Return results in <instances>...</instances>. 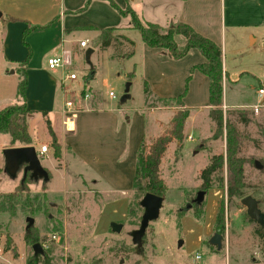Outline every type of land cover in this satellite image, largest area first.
Instances as JSON below:
<instances>
[{
  "label": "rangeland",
  "instance_id": "rangeland-1",
  "mask_svg": "<svg viewBox=\"0 0 264 264\" xmlns=\"http://www.w3.org/2000/svg\"><path fill=\"white\" fill-rule=\"evenodd\" d=\"M21 1L0 0V12L10 6L11 10L18 14L15 7L24 8L22 4H17ZM132 8L143 21L150 22L155 19L152 14L155 8L153 0H134ZM162 8L163 5L160 6V9ZM3 31L4 24L0 21V51ZM125 31H129L127 37L134 42L133 54L126 58L121 56L128 53V48H119V52L112 48L99 51L101 48L98 38L94 37L95 33L79 31L77 39H88L87 47L78 54L79 65L77 62L75 67L65 69V72L73 71L77 76V80L66 81L65 88L69 86L73 90L67 93L69 100L75 101L78 97L83 101L78 93L80 86L77 88L72 86L74 83L75 86L79 83L82 85L83 80L93 76L90 86L87 83L82 85L81 92L87 93L89 99L92 98L95 108L100 106L106 111L113 109L121 118L132 117L135 114L143 115L146 120V139L142 146L143 153L147 155L156 139L166 133L171 121L168 118L179 108L172 99L181 95L187 84L182 100L188 107L200 108L193 113L189 111L187 118L188 122H191L194 114V119L199 121V133L192 134L193 140L184 136L182 145L172 140L160 157L157 173L165 190L158 218L148 224L141 249L138 251L131 243L129 233L139 225L143 209L135 206V203L142 198L143 192L133 191L132 183L130 189L124 185L121 190L112 193L107 191L108 186L102 181L97 195L90 192L91 184L87 183L82 191L68 195L65 199L63 187L65 181L62 175H53L48 185H46L48 182L41 185L42 179L36 178L28 185L27 192L15 193L11 199L13 206L11 216L8 212H0V264H28L34 255L33 245L24 239V234L28 230L27 218L32 219L29 228L34 229L39 237L36 244L40 246L43 254L39 264H43L44 259L48 264H225L226 261L229 264H264V246L258 237V233L264 232V222L261 226L248 218L246 208L240 203L242 198H227L225 167L220 170L214 166L212 168L213 159L225 155V132L215 139L212 138L214 125L208 117L207 109H202L208 104L207 86L204 89L202 82L195 79L197 71H194L187 81L193 65L187 66L185 74L182 69L173 71L166 66L165 60L152 58L149 47L141 41L136 30ZM117 42L121 40L118 39ZM88 49H91L93 54L87 59ZM263 51L260 42L237 52H232L229 46L223 51L228 77L232 81L237 80L233 84L228 81L223 86L225 103L228 106L239 107L227 109L223 104L221 106L224 119L233 124L241 135L238 157L244 161V197L254 198L262 214H264V108L256 114L252 108L245 107L256 105L259 102L257 90L264 88ZM115 55L118 60L113 61L109 58ZM47 57L48 55L45 59ZM189 60L191 59H188V63ZM0 69L8 76L15 68H9L3 62ZM244 70H251L255 76L240 75ZM144 81L150 88L153 86L155 92L151 89L153 94L161 93L174 97L163 100L151 97L150 94L145 96ZM126 84H130L128 91L130 98L121 102ZM109 92L113 93L114 98L108 96ZM9 103L11 105L15 102L11 99ZM232 110L245 112V119L243 120L237 113L230 114ZM151 114L161 118L159 120L161 126L159 125L156 131L151 123L153 119ZM28 117L29 115L27 119ZM39 120L38 116L31 119L29 123L31 133L39 132ZM189 125L190 123L187 131ZM8 142L7 135H0V158L3 157L2 152L5 150L3 147H7ZM38 160L40 165L48 163L45 158L39 157ZM255 161L258 162L259 168L255 167ZM22 174V164L14 175L8 173L5 164L1 168L0 205L7 204V196L13 192L17 182H21ZM26 176L29 178L30 173ZM202 185L207 188L202 203L198 205L199 208L196 210L191 207L185 211L184 206L191 203ZM46 186L49 188V197L44 194L45 203L41 205L42 209L38 210L37 204L43 203L41 201L43 193L39 192ZM79 186L77 182L76 188ZM116 201L117 207L114 208L113 202ZM127 203L131 208L130 215L126 214L124 219L116 222L111 220L112 217L120 218ZM114 209L120 214L113 215ZM220 210L223 228L216 230L215 217ZM112 223L122 225L120 232L111 230ZM215 234L221 237L220 249L209 244V240ZM53 235L56 236V241H51ZM196 253L200 255L198 261L194 260Z\"/></svg>",
  "mask_w": 264,
  "mask_h": 264
},
{
  "label": "crops",
  "instance_id": "crops-1",
  "mask_svg": "<svg viewBox=\"0 0 264 264\" xmlns=\"http://www.w3.org/2000/svg\"><path fill=\"white\" fill-rule=\"evenodd\" d=\"M86 1L22 0L17 4H22L24 8L15 7L19 12L18 14L14 13L9 6L5 10L3 9L2 17L0 18V21H3L4 24V31L1 37L0 64L4 62L9 68H15L17 63L22 62L27 57L28 48L22 44V38L24 31L29 30V33L25 37V41L31 51V57L25 70V104L27 110L32 112L28 119H26L28 133L32 140L30 146L35 148L38 158H45L48 161L47 164L41 165L42 168H45V171L47 170V175H49L46 185L50 183L53 175H62L65 181L63 185L65 199L68 198V195L77 194L78 191H82V188L87 183L91 184L90 192L95 195L99 193L98 187L102 181L108 186L107 191L112 193L118 192L124 185H127L130 189L137 162V153L140 145L146 139V120L143 115L135 114L132 117L125 116L121 118L113 109L106 111L100 106H96L95 108L94 102L91 100L92 98L80 101L76 97L74 106L78 109V112L76 113L74 123L68 125L67 128L63 125L64 116L62 111L64 102L69 100L67 93L73 91L69 86L65 88V82L74 80L67 78L70 72L67 73L65 70L48 66L47 59L58 56L61 49H65L71 54L72 67H75L78 62V54L84 49L79 46V42L88 41L86 38L77 39L79 31L95 33L94 37H98L99 30L116 28L118 29L116 34L128 38V30H130L129 18L120 16L111 7L109 0H89L88 7L83 11H79ZM111 1L121 9L126 7L125 0ZM153 1H155V8L152 10V14L155 19L153 21L150 20V23H155L161 28H166L169 24L175 22L187 24L196 33L210 39L220 47L224 71L222 89L228 81L232 84L237 81H232L228 77L224 64L223 51L228 46L232 52H237V50L246 49L260 42L261 47L264 49V0ZM128 2L132 8L134 0H128ZM161 5H163L162 9H160ZM8 18H15L17 20L10 21ZM78 27H90L93 29H90L91 31L75 30ZM124 45L125 42H123ZM149 49L152 53V58L165 60V64L169 69L173 71L182 69L183 74H185L188 65H196L205 61L195 49L188 51L180 60L172 59L164 49ZM91 54H93V51ZM46 55L48 57L45 59ZM109 58L113 61L117 59L114 57ZM188 59H191L189 63ZM77 64L79 65V62ZM3 72V69H0V110L8 106L11 99L15 102V90L18 81V74L14 70L9 73L12 78L9 75H4ZM199 73L197 71L195 79L202 82L204 89L207 86L208 92V79L201 73L199 75ZM241 74L255 76V73L251 70H244ZM92 79L93 76L83 80L82 85L84 86L87 83L90 86L89 83ZM8 85L11 87L9 88ZM82 85L79 83L75 86L74 83L72 87L77 88L80 86L78 93H81ZM148 87L151 97L163 100L174 97H168L161 93H156L155 95L153 94V86L151 88L150 86ZM89 88L90 90L92 89L91 87ZM225 100L226 97L222 91V104L224 108L232 109L239 107L228 106ZM183 105L189 109L190 113L200 109L195 106L188 107L184 103ZM253 106L255 105H248L245 108H252ZM202 109H207L208 112V104ZM151 115L153 117L151 123L156 131L161 123L159 121L161 118L153 114ZM35 116L40 117L38 123L40 125L39 132L35 131L31 133L29 123ZM193 116L194 114L192 115L191 122L186 120L183 130L184 136L191 137L190 140L194 138L193 133L196 135L199 133V121L195 120ZM171 118L172 115L168 118L169 121ZM188 123L190 125L187 131ZM47 124L59 147L58 157L54 155ZM155 135L158 136L159 134L155 133ZM155 135L153 134L152 137L154 138ZM8 143L9 145L3 147L4 149L24 147L20 144L11 145L10 139ZM42 145L47 146L44 154L39 153L40 146ZM4 164L5 161L2 157L0 158V170L4 167ZM24 177L23 173L21 178ZM77 182L80 186L76 188ZM42 183L43 180L41 185ZM18 184L19 181L15 185L13 192H15ZM73 184L75 186H72ZM41 190H43L42 187ZM48 191L49 188L46 186L39 193H43L47 197ZM117 203V201L113 202L114 208L117 207ZM127 206L128 203L124 205L120 218L112 217L111 220L116 222V220L124 219L127 214ZM118 213L119 211L117 212L114 209L112 214L117 216Z\"/></svg>",
  "mask_w": 264,
  "mask_h": 264
},
{
  "label": "trees",
  "instance_id": "trees-1",
  "mask_svg": "<svg viewBox=\"0 0 264 264\" xmlns=\"http://www.w3.org/2000/svg\"><path fill=\"white\" fill-rule=\"evenodd\" d=\"M126 1V7L121 9L113 1L109 0L111 7L122 17L129 18L130 29L136 30L141 41L151 49H164L168 55L174 60L182 59L188 51L191 49L197 50L204 58V62L193 65L189 70L187 81L191 78L194 71L200 72L208 79V117L214 125V132L212 138H217L225 132V155L218 156L212 161V168L216 167L218 170L225 167L226 170V196L227 198H243V159L238 157L241 135L238 130L228 120L224 119L222 106V81L224 78V71L222 67V51L210 39L196 33L189 25L175 22L169 24L165 29H162L155 23L143 21L140 16L130 7L128 0ZM89 5V0L86 1L84 6L79 10H85ZM10 21H16L15 18H8ZM90 27H78L75 30H90ZM118 29L105 28L99 30L98 40L100 50L112 48L115 52H119V48L129 49L127 54H123L121 57H130L133 54L134 42L126 38L123 35L116 34ZM29 33V30H25L23 33L22 44L28 48V54L25 60L16 64L15 72L18 74V81L15 90V103L8 105L0 110V135H7L10 139V144L16 143L23 146H30L32 144L31 137L28 133L26 119L32 112L27 110L25 104V90H26V74L25 70L28 66L29 59L31 57V51L25 41V37ZM115 35V36H114ZM118 39L121 42H117ZM125 45L123 46V43ZM117 44V46H116ZM116 57V55L114 56ZM186 86L184 92L177 98L172 99L176 101L178 109L173 114L169 127L165 134L159 136L150 148V152L145 155L143 153V146L137 153V162L134 171V177L132 181V190L142 191L145 193H152L158 196H162L165 188L162 180L158 177L157 164L161 155L165 151L167 145L172 140L178 145H182L184 142V126L187 118L189 117V109L185 108L182 103V98L186 92ZM143 93L145 96L150 94V89L147 83L143 82ZM237 113L243 120L245 119V112L239 110H232L230 114ZM47 130L51 138V146L54 149L55 157L59 156V147L56 144L55 137L47 124ZM214 166V167H213ZM49 178V175H48ZM32 178L25 176L21 182L16 186L15 192L7 196V204L0 205V212H8L12 215L13 206L11 199L15 193L27 192L28 185L33 183ZM47 182V181H46ZM43 182V185L46 183ZM206 186L202 185L201 190L205 191ZM142 195V197H143ZM36 197V196H35ZM42 204H37L38 210L42 209L45 203V195L42 194ZM140 201V200H139ZM139 201L135 203V206H139ZM42 205V206H41ZM194 209H198L199 206L193 205ZM131 208L127 206V216L130 215ZM196 212V211H195ZM223 228L222 211L220 210L215 217V229L221 230ZM263 246H264V232L258 233ZM25 241L30 242L33 246L39 242V237L35 230L28 228L24 234ZM43 255V254H42ZM41 254L33 255L28 264H39ZM43 264H48V261L44 259Z\"/></svg>",
  "mask_w": 264,
  "mask_h": 264
},
{
  "label": "water",
  "instance_id": "water-1",
  "mask_svg": "<svg viewBox=\"0 0 264 264\" xmlns=\"http://www.w3.org/2000/svg\"><path fill=\"white\" fill-rule=\"evenodd\" d=\"M2 17V12H0V18ZM92 53L91 49H88L86 52V58L88 59L89 55ZM129 85L126 84L124 94L121 97V102H125L130 98L128 93ZM3 158L5 161V167L8 173L14 175L18 170L19 165H23V173L26 176L27 173H30V178L36 179L41 178L43 182L48 181L47 172L42 168L39 163L37 153L34 147L32 146H24V147H15V148H7L3 150ZM256 168H259V164L257 161L254 162ZM205 192L200 190L196 193L195 198L191 201V203H187L184 206V210L187 211L193 205L198 206L202 203ZM163 198L162 196H158L152 193H145L143 197L139 201V206L143 209V213L141 215L139 225L136 229L132 230L129 235L131 239V243L136 247L139 251L142 246V239L145 234V231L148 227V224L154 220H156L159 216V211L162 206ZM240 203L246 208V214L250 220H253L259 225H263L264 222V214L258 208V202L250 197L246 196L240 200ZM28 228L32 225V219L27 218ZM110 228L113 232H120L122 225L117 223H112ZM209 244L212 246H216L217 249L221 247V237L219 234H215L209 240ZM34 255L42 254V249L38 244L33 246Z\"/></svg>",
  "mask_w": 264,
  "mask_h": 264
},
{
  "label": "built area",
  "instance_id": "built-area-1",
  "mask_svg": "<svg viewBox=\"0 0 264 264\" xmlns=\"http://www.w3.org/2000/svg\"><path fill=\"white\" fill-rule=\"evenodd\" d=\"M79 46L81 48H86L87 41L79 42ZM47 65L55 69H62V70L69 69L73 66L71 54L69 53L68 50L61 49V52L58 56L47 59ZM67 78L70 80H75L77 79V76L74 72H70ZM82 93L83 92L79 93V95L81 96V99L83 101L87 100L89 98V95L87 93L85 94H82ZM257 95H258L259 102L255 106L252 107V111L256 114L258 113L260 109L264 108V88H259L257 91ZM108 96L110 98H114V95L112 92H109ZM74 103H75L74 100L73 101L68 100L64 102L62 113L64 116L63 125L66 128L68 125H72L74 123V119L76 118V113L78 112V109L75 108ZM188 139H191V137H188ZM46 150H47V146L42 145L40 146L39 153L44 154ZM51 241H56L55 235L51 236ZM199 259H200V255L196 253L194 260L198 261ZM225 264H229V263L226 261ZM258 264H263V263H258Z\"/></svg>",
  "mask_w": 264,
  "mask_h": 264
},
{
  "label": "flooded vegetation",
  "instance_id": "flooded-vegetation-1",
  "mask_svg": "<svg viewBox=\"0 0 264 264\" xmlns=\"http://www.w3.org/2000/svg\"><path fill=\"white\" fill-rule=\"evenodd\" d=\"M195 198V197H194Z\"/></svg>",
  "mask_w": 264,
  "mask_h": 264
}]
</instances>
